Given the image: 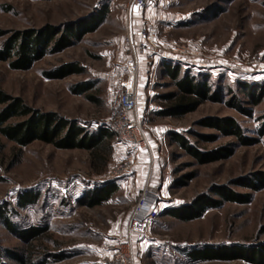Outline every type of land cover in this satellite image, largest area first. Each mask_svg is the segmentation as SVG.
Wrapping results in <instances>:
<instances>
[{
  "label": "rangeland",
  "instance_id": "rangeland-1",
  "mask_svg": "<svg viewBox=\"0 0 264 264\" xmlns=\"http://www.w3.org/2000/svg\"><path fill=\"white\" fill-rule=\"evenodd\" d=\"M128 1L0 0V28L9 31L66 23L87 14L88 18L77 23H92L97 19L95 12L106 10V16L79 41L46 53L27 69L11 68L8 60L0 59V87L33 107L77 119L88 129L104 127L114 132L95 154L84 147H56L40 139L19 145L0 134V203L8 201L15 207L11 219L17 229L34 224L48 227L30 245L0 220V247L20 249L27 245L36 255L62 252L63 258L46 264H113L111 244L128 233L141 192L137 183L145 180L157 193L156 203L162 201V210L151 226L156 237V264H254L242 256L193 259L190 253L207 244L232 245L241 253L264 243V187L253 190L236 182L238 177L246 181L264 171V135L257 133L264 98L256 105L245 103L247 94L238 85L240 80H264V0H147L143 11L134 15L128 14ZM149 23L157 27L159 38L192 44L206 54L207 65L197 69L190 61L171 57L182 64L181 71L188 68L210 73L216 86L232 90L225 99L236 95L242 105L251 106L253 114H244L223 101L205 100L178 116L157 115L156 109L167 101L158 95L175 91L176 86L164 75L163 57L142 51L137 113L150 144L145 149L134 147L135 166L129 173L114 177L109 175L110 169L132 151L118 136L110 108L125 77L130 53L123 36L128 27L134 33L135 28ZM65 62H77L82 71L62 77L47 75ZM206 115H231L246 134L259 140L236 144L225 158L201 162L169 134L181 133L201 150L237 140L235 135L198 124ZM198 133H215L216 138L205 140ZM153 162L155 171L150 180L148 171ZM108 179L118 181L107 200L93 206L78 202L86 190L103 186ZM124 180L127 182L122 187ZM215 184H229L238 192L250 193V200H226L189 219L163 214L165 208L186 203L202 192L211 194ZM27 188L38 191L39 198L25 208H16L17 196ZM6 261L19 264L9 258Z\"/></svg>",
  "mask_w": 264,
  "mask_h": 264
},
{
  "label": "trees",
  "instance_id": "trees-1",
  "mask_svg": "<svg viewBox=\"0 0 264 264\" xmlns=\"http://www.w3.org/2000/svg\"><path fill=\"white\" fill-rule=\"evenodd\" d=\"M95 14L97 19L91 20L92 23L86 20L83 23H77L83 18H88L90 14H87L66 23H47L39 28L13 31L0 28V38L6 36L0 43V59L8 60L11 68L27 69L46 53L58 52L79 41L86 32L93 30L106 16V10H101L98 14L95 12ZM172 60L171 57L164 56L161 59V64L164 65V75L169 76L176 89L158 95L161 98L165 97L167 101L156 109L157 115L178 116L194 110L205 100L223 101L244 114H253L251 106L242 105V100L236 95L231 94L228 99H225V94L228 91L231 93L232 90L230 88L226 90L223 86H216L214 82L210 81V73L194 72L188 68L181 71L180 65L182 64ZM192 65L194 69L205 66ZM78 71H82V67L77 62H65L61 66L47 71V75L62 77ZM238 85L239 89L247 94L246 99H243L245 103L256 105L264 98V80H240ZM88 97L97 98L92 94H89ZM259 120L261 121L257 133L261 137L264 135V113L259 117ZM198 122L200 125L214 127L223 134H232L237 138L235 142L201 150L196 145L191 144L181 133L171 131L169 136L201 162L225 158L233 152L236 144H249L259 140L257 137L246 134L236 118L231 115H206L201 117ZM0 134L19 145H26L35 139H40L52 143L56 147H84L95 154L94 150L100 149L102 146L105 147V140L112 139L114 132L104 127L88 129L77 119L63 116L57 111L33 107L23 97L13 95L0 87ZM197 135L211 141L216 138L215 133H198ZM242 179V177H238L236 182H242L253 190L264 187V171L256 172L253 177L246 181H240ZM235 180L231 182H235ZM114 183V179H108L105 185L86 190L78 198V202L89 206L102 203L112 194ZM39 196L38 191L27 188L17 196L16 208H25L29 204L35 203ZM250 197V193L238 192L229 184H215L211 188V194L202 192L186 203L170 209L165 208L163 214L168 213L181 219H189L200 216L208 208L221 206L226 200L246 202L250 200ZM14 208L8 201L0 203V220L10 232L16 234L26 244L32 245L31 241L40 237L41 233L48 227L34 224L17 229L16 222L11 219V211ZM231 246L207 244L199 250L191 251L190 254L193 259H230L242 256L250 259L254 264H264V243L251 246L250 249L242 250L241 253L237 252V247L232 248ZM6 258L15 260L19 264H46L48 260L63 258V255L61 251L42 252L41 255H36V253H31V248L27 245L20 249L0 247V264H8Z\"/></svg>",
  "mask_w": 264,
  "mask_h": 264
},
{
  "label": "built area",
  "instance_id": "built-area-1",
  "mask_svg": "<svg viewBox=\"0 0 264 264\" xmlns=\"http://www.w3.org/2000/svg\"><path fill=\"white\" fill-rule=\"evenodd\" d=\"M147 0H129L128 14L141 13ZM130 53L126 65L125 77L115 96L111 100L110 108L113 115V123L121 141L129 146L132 151L125 155L122 161L111 168L109 175L118 177L129 173L136 164L135 149L149 147V139L144 133L138 109V69L139 56L142 51L155 53L161 57L178 58L190 61L195 65H207L206 54L189 43L176 41L175 39H161L157 33V27L143 24L133 30L128 27L123 36ZM158 41V42H157ZM136 147V148H134ZM155 193L148 183L142 188L139 199L134 208V216L130 220L127 231L115 239L111 244L113 264H135L131 233H147L149 224L157 218L159 211L154 206Z\"/></svg>",
  "mask_w": 264,
  "mask_h": 264
},
{
  "label": "crops",
  "instance_id": "crops-1",
  "mask_svg": "<svg viewBox=\"0 0 264 264\" xmlns=\"http://www.w3.org/2000/svg\"><path fill=\"white\" fill-rule=\"evenodd\" d=\"M149 24H151V23H149ZM140 60H141V53H140V56H139V61ZM151 146H150V148H151ZM138 149H145V147L137 148V150ZM146 151H148V150H146ZM151 151H152V149H151ZM139 153L141 154L142 152H139ZM138 156H140V155L138 154ZM149 168H150V171H148V175L150 176V180H151V175L155 171V163L153 162L152 165H150ZM158 170L159 169H158V166H157L156 167V173H158ZM146 176H147V173H145V178H146ZM127 180L122 181L120 186H122V187L125 186ZM141 183L138 182L137 186L140 185L141 190H142V188L146 184V181L144 180ZM148 185H149V187L152 190L153 189L152 183H148ZM156 195H157V193H155V198H156ZM157 203H156V199H155L154 206L157 207L158 211H161L162 209H160L159 206L162 203V201L160 202V200H159ZM154 220L149 224L147 233L142 234V233H139V232H136V231L132 232V233L136 232L133 236L131 235L132 244H133V250H134V255H135V264H145L146 261L147 262L148 261L151 262L150 264H156V237L153 236L154 235L153 233L155 232V231H153L154 229L153 230L151 229L152 224L155 222ZM150 236H151V238H150Z\"/></svg>",
  "mask_w": 264,
  "mask_h": 264
}]
</instances>
